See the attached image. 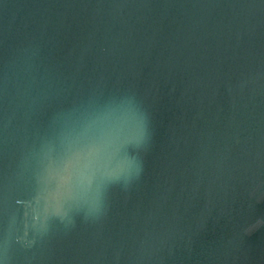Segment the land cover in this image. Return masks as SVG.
<instances>
[{
  "label": "water",
  "instance_id": "95a60500",
  "mask_svg": "<svg viewBox=\"0 0 264 264\" xmlns=\"http://www.w3.org/2000/svg\"><path fill=\"white\" fill-rule=\"evenodd\" d=\"M0 264H264V0H0Z\"/></svg>",
  "mask_w": 264,
  "mask_h": 264
},
{
  "label": "clouds",
  "instance_id": "9594fccd",
  "mask_svg": "<svg viewBox=\"0 0 264 264\" xmlns=\"http://www.w3.org/2000/svg\"><path fill=\"white\" fill-rule=\"evenodd\" d=\"M139 172H140V169L137 168L136 171H135V174L129 172L128 174H126L122 178L121 181H119L122 184L124 190H127V188L130 186V184L133 182V180L138 178ZM104 210H105L104 191L101 190L97 194V196H96L95 200L93 201L92 205L89 207L86 219L87 218H92V217L99 218L103 214ZM69 223H71V221Z\"/></svg>",
  "mask_w": 264,
  "mask_h": 264
}]
</instances>
